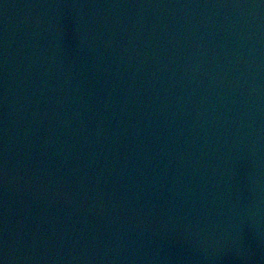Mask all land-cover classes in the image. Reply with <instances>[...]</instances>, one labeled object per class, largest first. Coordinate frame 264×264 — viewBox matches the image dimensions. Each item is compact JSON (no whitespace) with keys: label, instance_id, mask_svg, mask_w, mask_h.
Listing matches in <instances>:
<instances>
[{"label":"water","instance_id":"95a60500","mask_svg":"<svg viewBox=\"0 0 264 264\" xmlns=\"http://www.w3.org/2000/svg\"><path fill=\"white\" fill-rule=\"evenodd\" d=\"M2 264H264V0H0Z\"/></svg>","mask_w":264,"mask_h":264},{"label":"snow or ice","instance_id":"6c2138e0","mask_svg":"<svg viewBox=\"0 0 264 264\" xmlns=\"http://www.w3.org/2000/svg\"><path fill=\"white\" fill-rule=\"evenodd\" d=\"M0 264H2V262H0Z\"/></svg>","mask_w":264,"mask_h":264}]
</instances>
